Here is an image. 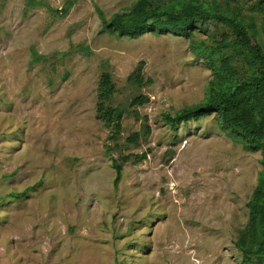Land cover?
<instances>
[{
	"label": "rangeland",
	"instance_id": "374dc122",
	"mask_svg": "<svg viewBox=\"0 0 264 264\" xmlns=\"http://www.w3.org/2000/svg\"><path fill=\"white\" fill-rule=\"evenodd\" d=\"M136 1L0 0V264H264L249 205L264 149L215 111L163 119L204 102L214 68L224 90L260 75L264 0H193L237 13L252 50L216 20L190 38L106 29ZM202 41L219 42L207 58ZM105 77L109 125L96 117Z\"/></svg>",
	"mask_w": 264,
	"mask_h": 264
},
{
	"label": "trees",
	"instance_id": "16d2710c",
	"mask_svg": "<svg viewBox=\"0 0 264 264\" xmlns=\"http://www.w3.org/2000/svg\"><path fill=\"white\" fill-rule=\"evenodd\" d=\"M151 4V0H137L129 8L128 13L123 15L117 13L109 22H105L106 29L116 31L119 35H126L129 38L140 37L146 32L162 33L166 31H172L175 34L190 38L195 29L198 32L206 33V28L204 30L202 28L208 25L211 20H216L215 22L221 21L232 29L234 45L241 44L247 49H253L251 42V37L254 35L253 31L245 26L244 21L237 16V13H232L231 10L228 13V10L226 12H212L204 4L201 6L193 0H183L177 9L160 5L152 6ZM217 8L219 7L214 9L218 10ZM226 37L227 34L219 42L227 39ZM219 42L214 43V45H205L202 41L193 46L197 55L207 58L206 52L210 53V49L216 48V44ZM261 57L264 58V56ZM214 69L216 83L210 87V90L213 89L212 93H209L210 95L206 97L204 102L184 107L173 115L165 113L163 119L168 124L175 126L180 122L197 119L207 111H215L222 127L228 128L236 135L244 138L252 148L261 146L264 149V66L259 76L236 83L228 90H224L226 80L222 79L225 77L223 78L216 68ZM137 73H140L139 68ZM107 83L109 81L105 77L99 86V105L98 108L96 107L98 110L96 117L102 119L106 115L105 124L109 125L111 121L119 119L120 112L117 111V107H111L105 103L110 96ZM113 164L116 170V182L121 166L119 162H113ZM249 205L252 214H258L256 223L264 233V177L253 190ZM249 238L252 239L247 235V239ZM242 241L239 239L236 244H241Z\"/></svg>",
	"mask_w": 264,
	"mask_h": 264
}]
</instances>
